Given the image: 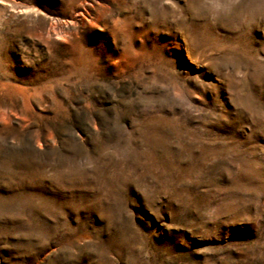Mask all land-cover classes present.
<instances>
[{"label": "rangeland", "instance_id": "374dc122", "mask_svg": "<svg viewBox=\"0 0 264 264\" xmlns=\"http://www.w3.org/2000/svg\"><path fill=\"white\" fill-rule=\"evenodd\" d=\"M0 264H264V0H0Z\"/></svg>", "mask_w": 264, "mask_h": 264}]
</instances>
